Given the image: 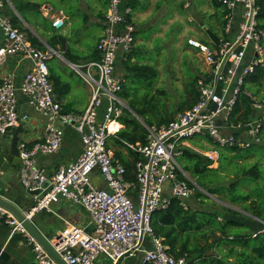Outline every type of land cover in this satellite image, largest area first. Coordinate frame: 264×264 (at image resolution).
Instances as JSON below:
<instances>
[{"label":"built area","instance_id":"2783aa9c","mask_svg":"<svg viewBox=\"0 0 264 264\" xmlns=\"http://www.w3.org/2000/svg\"><path fill=\"white\" fill-rule=\"evenodd\" d=\"M5 2L0 0V35L4 37L0 64L8 56L21 55L30 67L18 85L11 75L0 80V137L20 122L18 95L44 119L38 143L29 146L20 140L17 144L19 182L32 194L31 205L23 211L24 218L32 221L37 213L49 211L60 199L71 200L86 210L92 230L85 232L67 223L58 243L52 246L65 264H94L101 256L112 264H123L138 254L140 264H190L184 256L167 253V246L151 231V217L155 211L167 208L171 198L187 209L193 188L180 167L186 149L202 155L212 167L222 149L248 148L260 142L263 103H253L250 121H231L245 80L257 68L264 67V29L259 26L258 0H219L224 25L217 46L209 40L204 43L187 38V45L201 54L204 64L196 80L198 99L168 123L146 127V144L130 146L138 155L134 181L125 179V167L114 160L112 149L107 147L109 137L117 132L116 122L127 107L119 96L121 83L115 70L119 55L129 52L133 45L130 8L123 6L124 0H107L103 32L96 44L98 58L83 65H69L90 90L83 113L72 116L63 112L49 79L48 60L59 57V53L50 47L39 49L32 45L26 33L3 14ZM52 25L60 28L62 17L54 18ZM101 107L103 115L99 118ZM65 126L78 133L82 150L75 161L48 174L36 156H49L60 150ZM194 138L206 140L211 146L196 149L189 144ZM93 172L104 181L103 188L93 186ZM0 225L26 240L37 264H56L22 223L1 206Z\"/></svg>","mask_w":264,"mask_h":264},{"label":"trees","instance_id":"16d2710c","mask_svg":"<svg viewBox=\"0 0 264 264\" xmlns=\"http://www.w3.org/2000/svg\"><path fill=\"white\" fill-rule=\"evenodd\" d=\"M9 1L13 3V0ZM258 3L260 4L259 26L264 29V0H258ZM13 4L22 19L37 31V26L32 23L29 13L34 18L42 20L38 11L39 6L30 2H23L20 5ZM209 5L216 22V26L211 31L219 35L224 25V10L219 0H209ZM4 9L5 15H9L13 26L25 32L32 45L38 46L39 49H45V46L37 40L30 30L19 26V19L7 7L6 2L4 3ZM194 24L197 25L195 21ZM49 30L52 31L51 27H49ZM199 40L207 43L208 36L205 34L204 38ZM55 42L56 38L53 37V40L50 38L46 41V46L52 47ZM65 58L70 60L68 56H65ZM119 66L121 70L119 96L126 99L128 103H126L127 108L123 109L122 115L118 119L122 128L109 137L107 147L114 151V160L119 161L125 167V179L134 181L133 169L138 155L130 146L146 144V127L166 124L173 119L177 112L184 111L196 103L198 99L197 77L194 76L183 86L177 103L171 102V97L166 94L165 90L159 91L153 88L154 95L163 100L162 115L156 116L154 113L158 112L155 108L149 112L143 108L142 110L137 109V101L129 96V92L136 88L132 86L134 80L154 78L156 69L149 64L141 63V60L137 58L136 53L131 49L122 55ZM48 69L51 81L55 76L51 74L49 63ZM262 69L264 67L257 68L245 80L232 114V122L245 123L252 119L253 103L255 101L252 95H248L246 87L248 82L256 81L254 75L257 72L262 73ZM127 79L131 80L127 82ZM165 100H168L169 103H165ZM257 102L264 104V98ZM259 137L260 142L253 145L257 147L253 152L242 155L234 154V152L249 150L252 146L227 149L229 159H240V177H242L240 181L245 177L251 179V181L245 182L243 186L240 185L242 191L246 192L244 195L234 194L235 184L233 183L225 187L222 186L220 190L212 189L211 192H208L211 196L205 195L203 193L206 190L205 187L210 183L204 178V174L207 171L218 170L219 166L209 168V163L203 162L204 157L202 155L190 149L184 151L180 160L182 171L188 173L191 178L201 179L200 183L197 181L189 182L184 176L180 175V178L186 180L193 188L191 196L193 203L188 202L187 209H184L179 200L171 198L167 208L153 213L150 222L152 233L167 246L168 254L174 257L184 256L190 264H264V173L261 174L259 168V163L262 165V159L264 158V121ZM242 163L247 164L243 165ZM217 177L221 178V175ZM213 194L221 197L218 200L222 204H214L207 200L208 197L212 198ZM214 198L213 196L212 199Z\"/></svg>","mask_w":264,"mask_h":264},{"label":"crops","instance_id":"0c3cea01","mask_svg":"<svg viewBox=\"0 0 264 264\" xmlns=\"http://www.w3.org/2000/svg\"><path fill=\"white\" fill-rule=\"evenodd\" d=\"M171 1L131 0L128 2V0H124L123 2V6L130 8L129 17L134 26L131 50L136 53L141 63L150 64V62L144 59L146 55L140 51L144 48L152 47L151 44L157 39H162L165 34V27L169 31L177 19L176 17L169 18L168 23H162L161 27L158 26V20L167 14L166 7ZM23 2H30L39 6L38 11L42 20L34 18L29 13L32 23L37 26V31L34 30L32 25L27 24L22 19L13 4L20 5ZM13 3L7 0V7L19 19V26L30 30L45 48L49 47L46 46L47 40L50 38L53 40V37L56 38L55 44L50 48L55 49L59 53V57H51L49 61L58 58L62 64L66 65L72 72H70V75L76 78L75 86L85 88L84 94L79 95L68 83L63 82L57 76L51 80V83L63 112L72 116L82 114L88 104L90 90L82 79L74 74L69 65H83L98 58L96 44L103 32V19L107 7V0H13ZM4 10L3 14H5ZM6 16L9 17V15ZM59 17H62L63 25L60 28H55L52 25V20ZM189 17L194 20V16ZM188 19L187 21H189ZM49 27H51L52 31L49 30ZM191 37L193 38V36ZM3 42L4 37L0 35V46ZM65 56H68L70 60H67ZM120 58H122V54L118 57L115 70V75L119 78L121 77L119 66ZM29 67L28 60L23 56H8L0 64V80L6 75H11L14 83L18 85L25 73L29 70ZM17 108L20 119L26 117L28 124L21 140L25 141L29 146H32L42 138L44 119L27 105L26 99L21 95H18ZM102 115L103 107L98 111L99 118ZM115 128L116 131L122 128L118 120ZM192 140L189 141V144L199 150L211 146L209 142L201 139L196 140L195 143H192ZM81 150L82 145L78 133L71 127L65 126L63 128V142L60 150L49 156L38 155L36 159L46 173L51 174L58 167L75 161ZM91 182L96 188H103L105 186L104 181L97 172L92 173ZM0 196L14 203L23 211L32 203V194L25 191L19 185L17 171L13 172L9 170L3 174L0 173ZM32 222L52 246L58 243V239L66 228L67 223H71L85 232L92 230V222L86 210L81 205L67 199H60L58 202L53 203L49 211L45 210L37 213ZM135 258L126 259L123 264H140V262L135 261ZM0 264H37L34 254L26 243V240L17 233L10 234V229L6 225H0ZM94 264L112 263L105 256H101Z\"/></svg>","mask_w":264,"mask_h":264},{"label":"rangeland","instance_id":"374dc122","mask_svg":"<svg viewBox=\"0 0 264 264\" xmlns=\"http://www.w3.org/2000/svg\"><path fill=\"white\" fill-rule=\"evenodd\" d=\"M209 6V0H172L171 3L167 5V14L158 20V26L161 27L162 23H168L169 18L176 17L177 19L174 21L169 31L165 27V34L162 39H157L151 44L152 47L144 48L140 51L142 54L146 55V57H144L145 61L150 62L149 65L156 69V76L150 79L138 78L134 80L132 86H135L136 88L129 92V96L131 99L137 101V109L142 110L143 108L149 112L155 108L160 114L154 113V115H162L161 107L163 105V100L158 99V96L154 95L153 88L159 91L165 90L167 92L166 94L171 97V102L177 103L179 102L183 86L194 76H198L204 69L201 54L197 50L189 47L186 40L191 36L196 39L204 38L205 30L207 29L211 31L216 26L213 11ZM189 16H196L201 19L203 27L194 24L193 18ZM187 19L189 21H187ZM40 36L43 37L41 34ZM48 63L51 67L52 76H57L63 82L68 83L79 95L84 94L85 88L82 86H75L76 78L70 75L71 71L69 68L62 64L58 58H54ZM261 71L262 73H255L254 76L256 81L248 82L246 87L254 101L264 98V69ZM261 74L263 75L262 77ZM129 80L131 79H127V82ZM122 101L125 102V104L128 103L126 99H122ZM165 103L168 104L169 101L165 100ZM198 139H193L192 143H195ZM251 146L249 150L246 149L241 152H234V154L242 155L244 153L253 152L257 148L256 146ZM207 148L208 147H204L201 149L206 150ZM227 153V149H222L218 162L210 167L216 168L219 166L218 170L207 171L204 174V178L210 183V185L207 184L205 187L206 190L203 192L207 196H211L208 192H211L212 189L220 190L222 186L225 187L232 183L235 184L234 194L244 195L246 193L242 191L240 185L243 186L245 182L251 181V179L245 177L240 181V178H242L240 177V159H229ZM234 154L232 153V155ZM262 161V165L259 163L261 174L264 173V158ZM247 163L242 164L246 165ZM185 174L191 182H201V179H198L197 177L191 178L188 173ZM220 175L221 178H218L217 176ZM213 196L215 197L214 199H212ZM213 196L212 198L208 197L207 200H210V202L214 204H222V202L218 200V198L221 197L214 194ZM189 202L193 203L192 197L189 199ZM237 209L239 208L237 207ZM135 261L141 262V254L136 256Z\"/></svg>","mask_w":264,"mask_h":264},{"label":"water","instance_id":"95a60500","mask_svg":"<svg viewBox=\"0 0 264 264\" xmlns=\"http://www.w3.org/2000/svg\"><path fill=\"white\" fill-rule=\"evenodd\" d=\"M194 21L198 23L199 26L203 27L202 22L196 16H194ZM205 34L208 36V40L214 45L219 44L218 35L214 34L210 30H205ZM127 108V107H126ZM27 120L26 117L20 119L19 124L12 128L8 129L7 134L0 137V173H5L9 170L16 172L17 179L19 180L20 175L18 173L19 166V153L17 149L18 142L22 139L24 130L27 129ZM203 162L206 163V160L203 159ZM191 182V181H190ZM19 185H22L19 182ZM0 206L11 212L14 217L22 223L31 236L42 246L44 251L52 258L56 264H65L59 255L54 251L52 245L43 237V235L36 229L32 221H28L23 216V210H21L14 203L10 202L4 197L0 196Z\"/></svg>","mask_w":264,"mask_h":264}]
</instances>
